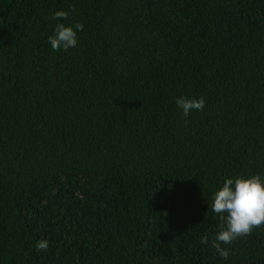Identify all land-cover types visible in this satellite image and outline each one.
<instances>
[{
  "label": "trees",
  "instance_id": "trees-1",
  "mask_svg": "<svg viewBox=\"0 0 264 264\" xmlns=\"http://www.w3.org/2000/svg\"><path fill=\"white\" fill-rule=\"evenodd\" d=\"M253 175L264 0H0V264H264V225L211 247L213 193Z\"/></svg>",
  "mask_w": 264,
  "mask_h": 264
},
{
  "label": "clouds",
  "instance_id": "clouds-1",
  "mask_svg": "<svg viewBox=\"0 0 264 264\" xmlns=\"http://www.w3.org/2000/svg\"><path fill=\"white\" fill-rule=\"evenodd\" d=\"M68 16L67 11H57L52 16L57 21L53 35L48 37V44L53 51H67L78 44L77 33L82 32L84 26L80 23L65 25L61 21L67 20ZM175 103L185 117L193 110L202 111L205 107L203 98L179 97ZM209 208L222 221L220 230L211 240V247L221 258L227 260L229 251L221 245H229L264 225V178L260 175L225 178L222 186L213 193ZM209 243L207 235L201 237V244ZM36 248L47 250L48 241H38Z\"/></svg>",
  "mask_w": 264,
  "mask_h": 264
}]
</instances>
